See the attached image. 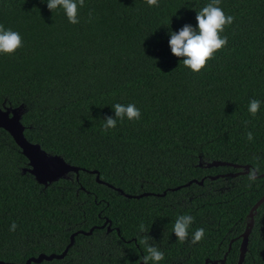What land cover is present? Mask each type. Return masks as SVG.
<instances>
[{"label": "trees", "instance_id": "1", "mask_svg": "<svg viewBox=\"0 0 264 264\" xmlns=\"http://www.w3.org/2000/svg\"><path fill=\"white\" fill-rule=\"evenodd\" d=\"M210 2L85 0L73 25L47 0H0V24L23 41L15 54H0V109L24 106L27 141L80 169L78 178L38 184L0 129V261L61 254L71 234L95 228L64 259L41 264H143L145 236L164 252L159 264H219L226 253L224 264H237L247 215L264 196V0H221L235 17L221 33L228 44L192 73L172 53L170 33L196 27ZM252 100L260 101L255 116ZM117 103L135 104L141 118L105 132ZM212 162L261 172L249 181L228 176L240 169L205 167ZM181 215L194 217L185 243L172 232ZM106 220L111 232L97 228ZM199 228L204 238L193 245ZM243 264H264V203Z\"/></svg>", "mask_w": 264, "mask_h": 264}, {"label": "clouds", "instance_id": "2", "mask_svg": "<svg viewBox=\"0 0 264 264\" xmlns=\"http://www.w3.org/2000/svg\"><path fill=\"white\" fill-rule=\"evenodd\" d=\"M149 6L159 7L158 0H146ZM221 0H211L205 7L197 11V26L185 25L179 32H171L169 41L172 53L182 58L183 65L190 69L192 73H200L206 66L208 61L214 58V55L222 50L228 44V37L221 36L226 26L233 24L235 17L226 15L220 5ZM85 0H47V7L50 11L62 8L67 16L69 23L75 25L80 23L78 16V6L83 7ZM91 17V13L89 14ZM23 46L22 37L19 32L12 29H5L0 24V54L13 55ZM115 118L109 116L104 119L103 130L108 132L115 129L117 120L123 121L127 118L129 121L139 120L141 118L140 109L135 104L123 105L117 103L113 106ZM260 109V101L252 100L249 104L248 111L255 116ZM247 123V122H246ZM247 139L253 140L252 132L247 133ZM261 169L253 167L248 175L249 181L257 180ZM251 187V184H249ZM194 217L191 215L179 216L173 226L172 232L178 238V241L185 243L189 241V228L192 225ZM17 225L13 223L10 230L15 231ZM140 232H146L143 224L139 227ZM205 235L203 228L197 229L191 236V244L199 243ZM141 244L148 245L146 248L147 255L143 257V264H159L164 259V252L156 246L149 244V236H145L140 241Z\"/></svg>", "mask_w": 264, "mask_h": 264}, {"label": "water", "instance_id": "3", "mask_svg": "<svg viewBox=\"0 0 264 264\" xmlns=\"http://www.w3.org/2000/svg\"><path fill=\"white\" fill-rule=\"evenodd\" d=\"M25 109L24 106H20L18 108H7L4 107L0 109V129L6 131L11 138L14 140L15 144L18 146V148L21 150L22 155L27 159L29 169L23 170L24 172H28L31 176L34 177L35 181L38 184H41L45 187L49 186L50 184L60 180V179H67L69 175L75 174L76 178H78L79 174V168L72 166L68 164L62 157L56 156V155H50L45 153L41 150L40 146L37 144H32L24 137V127L21 124V117L24 113ZM203 163L200 161L199 167H202ZM205 167L211 168V167H232L234 169H240L241 171L236 174H229L230 177H235L242 174H248L250 171L249 166H239V165H233L230 163H221V162H212L209 164H205ZM91 174H96V181H99L97 172H90ZM219 177L222 176H214L209 177L210 181L216 180ZM203 180L196 181L192 180L188 182L187 184L183 185L182 187H189L192 184H196L199 186L203 185ZM101 183V182H100ZM178 188L172 189L170 191H177ZM117 192L121 195H124V193L121 190L117 189ZM166 193L164 192L162 195H158L159 197L164 196ZM126 198H131V196L124 195ZM148 194H142L140 196H136V199H139L141 197H146ZM264 203V196L254 204V206L249 211V214L247 215V223L244 232L241 234V243L239 247V257L237 264H243L244 257L247 252L248 247V240L251 233V230L253 228L254 223V216L258 210V208ZM107 226V232H110V221L106 220L104 224L101 227L97 228H104ZM95 228H91L88 232L78 231L73 233L70 236V242L64 249V251L61 254H39L37 257H31L24 264H41L42 262H51L53 260H62L65 258V256L68 253V250L74 245L75 238L78 235H84L89 236L93 233ZM230 250V247L228 248V251ZM226 255L222 258V260L219 261V264H224L226 260ZM217 264V261L209 262L206 261L205 264ZM0 264H12L9 262H3L0 261Z\"/></svg>", "mask_w": 264, "mask_h": 264}, {"label": "flooded vegetation", "instance_id": "4", "mask_svg": "<svg viewBox=\"0 0 264 264\" xmlns=\"http://www.w3.org/2000/svg\"><path fill=\"white\" fill-rule=\"evenodd\" d=\"M110 230L112 231V229H111V228H110ZM111 231H110V232H111ZM71 235H72V234H71Z\"/></svg>", "mask_w": 264, "mask_h": 264}, {"label": "rangeland", "instance_id": "5", "mask_svg": "<svg viewBox=\"0 0 264 264\" xmlns=\"http://www.w3.org/2000/svg\"><path fill=\"white\" fill-rule=\"evenodd\" d=\"M24 109H25V107H24Z\"/></svg>", "mask_w": 264, "mask_h": 264}]
</instances>
